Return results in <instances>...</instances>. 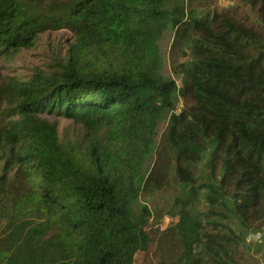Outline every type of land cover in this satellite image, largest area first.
<instances>
[{
    "label": "trees",
    "instance_id": "trees-1",
    "mask_svg": "<svg viewBox=\"0 0 264 264\" xmlns=\"http://www.w3.org/2000/svg\"><path fill=\"white\" fill-rule=\"evenodd\" d=\"M221 1L0 0V264H263L264 0Z\"/></svg>",
    "mask_w": 264,
    "mask_h": 264
},
{
    "label": "rangeland",
    "instance_id": "rangeland-1",
    "mask_svg": "<svg viewBox=\"0 0 264 264\" xmlns=\"http://www.w3.org/2000/svg\"><path fill=\"white\" fill-rule=\"evenodd\" d=\"M230 0H222L221 5L227 6L230 4ZM74 41L73 33L68 30L60 29L55 31H46L40 35V38L36 41V44L31 49H24L16 54L13 60H5L3 64V72L7 75L17 74L18 76L26 77L33 74L36 70L51 71L53 64L58 60H62L68 53L70 44ZM170 39L166 38L163 43V51L165 55V68L164 72L167 76H172L168 52ZM182 106V100H178V109ZM52 120L59 121L60 134L65 133L66 130L71 131V135L75 132H83L80 125L74 123L72 120L67 119L64 116H58L53 114L49 116ZM212 154V148L207 149L204 154V159L201 162L202 174L207 177L210 170V157ZM167 218V217H166ZM176 219H174L175 221ZM169 221H163V227H167ZM240 229L246 233V229L242 228L237 223ZM248 243L253 251L258 254L264 264V233L259 240L254 239L251 235L257 233L254 230H248Z\"/></svg>",
    "mask_w": 264,
    "mask_h": 264
},
{
    "label": "built area",
    "instance_id": "built-area-1",
    "mask_svg": "<svg viewBox=\"0 0 264 264\" xmlns=\"http://www.w3.org/2000/svg\"><path fill=\"white\" fill-rule=\"evenodd\" d=\"M167 219V221H169V223H172L174 221L173 217L167 216V218H165V220ZM254 239L259 240L262 238V234L260 232H257L255 234L251 235Z\"/></svg>",
    "mask_w": 264,
    "mask_h": 264
}]
</instances>
